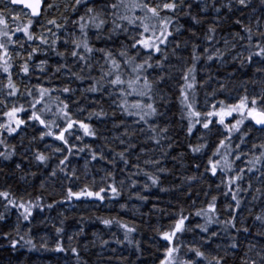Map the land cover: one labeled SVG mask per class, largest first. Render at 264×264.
<instances>
[{"label":"snow or ice","instance_id":"6c2138e0","mask_svg":"<svg viewBox=\"0 0 264 264\" xmlns=\"http://www.w3.org/2000/svg\"><path fill=\"white\" fill-rule=\"evenodd\" d=\"M257 8L259 15H256ZM182 19L190 23L185 26ZM225 19L230 22L226 34L222 28ZM233 25L238 26V30H232ZM185 33L188 36L181 41L179 37ZM189 49L190 56H185ZM52 55L58 58L54 67L49 64ZM202 60L203 64L200 63ZM229 62L238 63L242 68L254 67L255 73L264 77V0H259L257 6L253 0H227V3L223 0H212V3L207 0H196V3L193 0H63L62 5L58 0H0V145L6 149L0 151V159L9 161L16 155V145H9V140L20 136L26 129H34L39 132V137L33 136L29 144L37 139L44 142L49 137L60 142L61 146L53 147V153H59L62 158L49 176L70 181L67 201L73 198L100 202L115 200L121 195V188L116 185L115 173L108 167L103 169V186L96 190L93 180L92 185L85 184L78 191L71 186V181L79 180L76 168L66 169L76 153L87 152L91 161L119 168L121 173L129 166L136 168L138 171L126 178L132 187H137L132 175L140 174L139 164L127 158L137 145L131 139H124L131 135L129 127L136 125L141 126L140 132L144 131L143 125H148V131L152 133L148 139L163 156L171 155L170 150L179 145V140L169 135L167 124L160 127L151 123L163 115L160 105H167V95L161 87L173 78L166 72L167 65L179 74L177 100L181 120H187L186 135L191 137L197 125L203 129L197 144L188 145L192 167L200 177L210 173V181L220 176L216 187L224 189L222 194L226 199L230 196L225 211L231 215L225 221L217 219L218 197L215 195L206 207L202 206L194 213L185 215L181 208L167 225L158 224L153 229L165 242L159 264H227L228 255H236L240 242L232 237V242L223 249V255L219 252V245L215 254L205 251V246L218 235L216 231H210V226L219 223L226 233L230 229L249 233L243 222L241 227H237L236 221L242 204L240 194L253 189V179L261 186L255 187L252 199L264 201V138L251 136L253 131L264 134V87L258 94L254 92L251 95L245 89V94L237 102L228 103L225 99H214L216 92L225 88L220 83L219 89L206 94L204 110L198 106L197 91L207 87L213 79L209 71L212 65ZM201 70L207 73V79L198 80ZM33 77L36 83H32ZM56 80L60 83L54 86ZM77 92L85 100L91 94V103L99 105L98 110L88 112L84 119L80 114L86 108L74 99ZM208 95L213 97L211 102ZM109 101L113 129L124 128V132L113 140L119 139L120 144L125 145L111 158L109 153L112 150L107 153L103 150L108 144L107 138L102 137L91 124L94 118L98 123L109 119V112L103 106ZM74 106L77 109L75 113ZM118 113L132 117V125L125 126L124 121L117 123ZM212 135L217 136L218 143L205 140ZM85 137L103 139L105 144L97 150L92 144L83 143ZM201 140L205 142L200 143ZM249 141L251 147L245 151ZM9 146L12 151L7 150ZM20 146H24L23 136ZM210 148L211 155H207ZM140 151L145 153L148 150L141 147ZM197 155L207 156L202 173L199 172L201 164L196 160ZM32 159L47 168L51 154L36 150ZM242 159L244 167L237 169L235 164ZM88 163L86 160L85 167ZM144 163L155 167L161 174H167V169L160 167L159 159H146ZM120 164L125 167L120 168ZM15 168L19 170L21 164L16 163ZM144 175L151 182L143 186L145 191L159 186L160 176L149 172H144ZM246 176L248 185L243 187ZM186 179L195 181L197 176ZM109 180L112 183H108ZM124 183V180L119 181L120 186ZM109 191L111 196L107 195ZM160 191L166 189L161 187ZM136 198L147 200L139 192ZM0 202L4 209L0 211V240L7 241L3 247L13 251L24 246L35 248L31 239H25L28 233L22 234V229L31 222L33 209L40 206L25 201L23 196L17 199L10 188L0 190ZM231 202L235 203L234 207ZM47 207L52 208L53 205ZM12 210L16 212V221L8 231H4L3 226ZM249 214L252 215L251 208ZM193 215L202 218L204 223L189 227L187 222ZM253 219L264 229V214L256 213ZM100 222L109 228L113 223L117 224L124 230V240L133 243L129 234L136 231L135 227L114 218H103ZM196 229L204 234L199 236V243L181 239L185 233H193L195 237ZM56 231L59 233L62 229L57 228ZM257 234L264 236V231ZM107 244L108 241H104V245ZM184 249L186 251L181 255ZM55 250L64 252L65 248L58 243ZM70 250L79 259L78 249L72 247ZM136 250L141 251L138 242ZM248 252H254L255 256H249ZM248 252L240 258V264H264V248L257 250L255 245H250Z\"/></svg>","mask_w":264,"mask_h":264},{"label":"trees","instance_id":"16d2710c","mask_svg":"<svg viewBox=\"0 0 264 264\" xmlns=\"http://www.w3.org/2000/svg\"><path fill=\"white\" fill-rule=\"evenodd\" d=\"M207 2L212 3V0H207ZM223 2L227 3V0H223ZM193 3H196V0H193ZM253 3L254 6H257L259 0H253ZM237 15H239V13H237ZM256 15H259V8H257ZM210 16L211 14H209V18ZM245 20L247 22V13ZM181 23L187 26L190 21L182 19ZM229 25L230 22L225 19L222 25L225 34ZM204 27L206 28L207 25ZM232 30H238V26L233 25ZM187 36L188 33H185V35L179 37V39L182 41L187 38ZM171 47L170 45L169 52L171 51ZM200 51L202 52V49H200ZM184 55L190 56V49L188 52L184 53ZM57 59L58 58L54 55L49 57V64L51 67L55 66V61ZM173 62L175 63V60ZM200 63L203 64V60ZM217 67L216 64H213L209 71L212 72V70H214L217 72V80L220 83L226 81L228 87L233 89L240 87L239 96L245 94V89H247L250 95L251 90H255V93H259L261 88L264 87V83H261L264 77L255 73L254 67L245 66L242 68L238 63L231 62L224 68L217 69ZM165 69L166 72L168 69L171 70L172 72L169 73L175 78L169 79L165 84L161 85V87L165 89L167 95V105H160L159 110L163 115L154 118L151 123L158 124L160 127L167 124L169 135L179 140V145L170 150L171 155L163 156L160 151L155 148L153 143L148 139L152 133L148 131L147 127V131L144 130L143 132L129 130L131 135L124 137L125 140L131 139L132 143L137 145L135 149L131 150V155L127 157L132 163L139 164L140 174L132 175V179L137 181V187H132L131 182L126 178L128 175L136 173L138 171L136 168L129 166L124 173H121L119 168L112 167L111 165H104L103 162L91 161L87 152L76 153L72 157L69 168L66 169L67 171H71L73 167L76 168V175L79 177V180L71 181V186L74 190L78 191L85 184L92 185V181L88 177H85L79 168L83 165V157L89 161L92 172L100 173L102 178L105 177V171L103 169L108 167L109 170L115 173L116 185L121 188V195L115 200L106 199L100 202L84 198L81 200H75L73 198L71 201L65 199L70 181L49 176L52 168L58 164L62 156L59 153H53V147L49 150L43 149L47 143L61 146L58 141H54L49 137L46 138L44 142H40L39 139H37L36 142L29 144L33 136L39 137V132L31 128L26 129L20 136H16L8 141L9 145H16V155L9 161L0 159V169H2V171H0V190L10 188L17 199L23 196L25 201L38 204L40 207L33 209L31 222L26 224L22 229V234L24 232L28 233L25 239H31L35 248L24 246L13 251L9 247H3V245L7 244V241L0 240V264H159V260L163 258V245L165 242L159 239L153 229L158 224L167 225L173 218V214L178 213L181 208L185 210V215H188L190 212L194 213L200 207H206L208 201L215 195L218 197L217 219L225 221L230 218V212L225 211V205L229 203L230 196L226 199L222 194L224 191L223 188L217 189L218 176L212 178L210 181V173L205 177H200L199 173L192 167V154L188 150V145L189 143L192 145L197 144V138L201 135L203 129L197 125L191 137L186 135L187 120H181L180 104L177 100L179 96V89L177 86L179 74L167 65ZM201 71L198 75V80L207 79V73L204 71V75L201 74ZM155 74L156 73H153V75ZM32 83H36L35 77H33ZM56 83L59 84L60 81H54V84ZM219 85V83L216 84L214 82V89H219ZM72 86L75 87L76 85L73 84ZM84 87H87V84H85ZM213 90L209 91L206 88L198 89V106L201 97L206 98V94L212 93ZM229 91L230 90L227 89V94ZM207 98L213 100V97L210 95H208ZM74 99H78L80 101V106L86 108V110L80 114L81 119H84L88 115V112L98 110L99 108V105L91 103L93 99L91 94H89V98L85 100L81 97L80 93L77 92ZM214 99L216 101L225 99V95L222 96L219 94L216 96L215 94ZM108 104L109 102L104 103L103 106L105 110L109 112V119L105 123H98L94 118L91 124L98 129L102 137L107 138L108 144L103 150L107 153L109 149H111L112 151L109 153V158H111V156L122 151L125 145H121L119 139L113 140V137H117L120 133L124 132V128L113 129L111 110ZM120 121L124 120L118 113L116 122L119 123ZM147 134L149 136L145 139L144 137ZM21 136H23V147L20 146ZM251 136L254 138H264V134L259 131H253ZM84 139L97 150L105 144L103 139L93 140L91 137H85ZM205 140H212L218 143V138L214 137H206ZM205 140L199 142L204 143ZM79 146H81V144H79ZM141 147L146 148L148 151L142 154L140 151ZM249 147H251V141H249L246 148ZM5 150V146L0 145V151ZM7 150L12 151V148L9 146ZM36 150L43 151L45 154H51L49 167L45 168L44 166L38 165L32 159V154ZM181 153H184V155L181 156ZM207 155H211V148L208 150ZM137 157H139V159H137ZM173 157H176V159L173 160ZM150 158L161 160L160 167L167 169V174L159 173L153 166L147 168L144 161ZM118 159L117 157V160ZM196 160L201 164L199 172L202 173L204 171V165L207 162V156L201 157L197 155ZM16 163L21 164L19 170L15 168ZM237 163L238 161L235 166L238 165ZM119 167L123 168L125 166L120 164ZM144 172L160 176L159 186H152L145 191L143 186L145 184L150 185L151 182L144 175ZM33 173L35 175H33ZM59 175L62 176L63 174ZM192 175H196L197 179L195 181H188L186 177ZM96 180H100V178H96ZM120 180L125 181V184L129 187V191L124 189L125 185H119ZM108 183H112V181L109 180ZM100 186H103L102 179L99 182L96 181L94 185L96 190H98ZM253 186V189L248 193L240 194L242 204L241 208L238 210L239 215L236 221L237 227H241V222H243V226L249 228V233H244L242 231L237 232L235 229H230L226 233L222 224L219 223L210 226V231H216L218 235L212 238L210 245L205 246V251H210L215 254L217 245H219V252L223 255V249L232 242V237H235L240 242V247L236 251V255H228L227 264H240V258L248 252L250 245H255L257 250L264 248V236L257 234L258 232L264 231V229H261L253 219L256 213L264 214V201H253L251 193L254 191L255 187H260L261 185L256 181V184H253ZM161 187L166 189V191H160ZM137 192L146 196L147 200L141 201L137 199ZM206 192L207 195H205ZM107 195L111 196V192L109 191ZM231 203L234 207L235 203ZM49 204H52L53 207L48 208L47 205ZM121 205H125V207L121 208ZM41 208H43V211L40 210ZM249 208L252 209V215L249 214ZM0 211H4L2 202H0ZM103 218H114L129 226L135 227L136 231L129 234V238L133 243L129 244L124 240V230L119 228L117 224L113 223L110 228L105 227L100 222ZM15 221L16 212L12 210L8 214V221L3 226V230L8 231L9 228L14 225ZM187 223L189 227H192L197 223L202 224L204 221L202 218L193 215ZM57 228H61L62 231L58 233L56 231ZM200 235L204 234H200L199 230L196 229L195 237L193 233H185L181 239L185 242L199 243ZM69 237H72V239L69 240ZM104 241H108V244L104 245ZM117 241H120V243H117ZM137 242L141 249L140 252L136 250ZM58 243L65 248L64 252L55 250ZM72 247L78 249L79 259L72 254L70 250ZM158 248L159 251L157 250ZM184 251H186V249L182 250L181 255H183ZM248 254L249 256H255L254 252H248Z\"/></svg>","mask_w":264,"mask_h":264},{"label":"rangeland","instance_id":"374dc122","mask_svg":"<svg viewBox=\"0 0 264 264\" xmlns=\"http://www.w3.org/2000/svg\"><path fill=\"white\" fill-rule=\"evenodd\" d=\"M58 2H60L61 3V5L63 4V0H58ZM170 47V46H169ZM61 50H63V49H61ZM40 58H42V57H40ZM228 64V63H227ZM227 64L226 65H217L218 67H217V69H221V68H224V67H226L227 66ZM54 67V66H53ZM167 72H172L171 70H167ZM201 74H204V71H201ZM211 74H212V77H213V79L210 81V83L208 84V86L207 87H205L207 90H209V91H211V90H213L214 89V82L216 83V84H220V82L217 80V76H218V74H217V72L216 71H214V70H212V72H211ZM205 75V74H204ZM173 78H175V77H173ZM221 83H223L224 85H225V88H224V90L223 91H219V92H217L216 93V96H218L219 94L220 95H222V96H224L225 95V99L227 100L226 102H231V103H235V102H237V100L239 99V90H240V87H238V88H236V89H233V88H230V87H228V83L225 81H222ZM55 85H58L57 83L56 84H54V86ZM227 89L228 90H230L229 91V93L227 94ZM254 92H256L255 90H251L250 91V95L252 94V93H254ZM258 94V93H257ZM205 97H201V100H200V103H199V108L200 109H202V110H204V108H205ZM209 100V102H211L212 100H211V98L210 99H208ZM109 103H110V101H109ZM76 107H73V112H76ZM122 118H123V120H124V123H125V126H129V125H132V120H133V118L132 117H128V116H122ZM141 126H139V125H136V126H132V127H129V130H132V131H136V132H140L139 131V128H140ZM147 127L148 126H146V125H144V130H146L147 131ZM148 134L147 135H145V139H147L148 138ZM141 137V136H140ZM217 138V136L216 135H212V136H210V138ZM51 138V137H50ZM60 143V142H59ZM78 143V145L79 144H81V146H83V143H88V141H86V139H84V141H83V143H81V142H77ZM45 145V144H44ZM43 145V146H44ZM47 145H50L49 147H46V145L43 147V149H45V150H49V149H51L52 147H55V146H57V144H51V143H47ZM245 151H247V148H245ZM143 154V153H142ZM86 158L85 157H83L82 158V162H83V165L82 166H80L79 168H80V171L85 175V177H88L92 182H93V180H95V182L96 181H100L101 179H102V175L100 176V173H98V172H92V170H91V166H90V164L88 163V166L87 167H85V162H86ZM238 165H236L237 166V169L239 168V167H244V160L242 159V160H240V161H238V163H237ZM147 166V168H151L152 166L151 165H146ZM235 166V167H236ZM103 171V170H102ZM96 178L98 179V178H100V180H96ZM247 176H246V178H245V180H244V182H243V187H247ZM217 182L219 183L220 182V176H218V178H217ZM252 183L253 184H256V180L255 179H253V181H252ZM124 185H125V187H124V189L126 190V191H129V187H128V185L127 184H125L124 183ZM224 190V189H223Z\"/></svg>","mask_w":264,"mask_h":264}]
</instances>
